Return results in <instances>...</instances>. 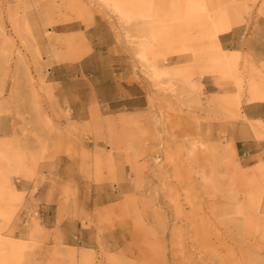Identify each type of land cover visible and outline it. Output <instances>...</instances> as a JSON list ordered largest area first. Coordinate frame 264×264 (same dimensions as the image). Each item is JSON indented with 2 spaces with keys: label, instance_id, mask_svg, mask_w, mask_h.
I'll return each instance as SVG.
<instances>
[{
  "label": "rangeland",
  "instance_id": "rangeland-1",
  "mask_svg": "<svg viewBox=\"0 0 264 264\" xmlns=\"http://www.w3.org/2000/svg\"><path fill=\"white\" fill-rule=\"evenodd\" d=\"M97 1L82 0L81 10L69 0H0V143L23 154L30 173L23 178L7 168L13 190L0 188V264H79L83 252L93 264H188L201 257L205 264H264V184L211 129L238 117L239 102H264V61L229 53L218 40L238 25L264 36V0H144L147 12H156L147 22H126ZM210 25L223 31L212 38ZM149 65H156L158 78ZM115 76L143 89L142 108L112 111L93 98L94 85ZM209 79L213 95L201 85ZM250 125L256 137L264 133L259 122ZM160 134L170 153L162 168L148 155ZM116 136L119 144L111 142ZM195 136L201 146L190 164ZM108 159L118 164L115 176ZM135 166L147 169L141 178ZM29 182L32 193L38 185L57 192V225L76 221L75 238L40 227L19 191ZM170 197L184 206L176 220ZM189 214L197 217L187 223ZM199 215L210 234L198 248L189 226Z\"/></svg>",
  "mask_w": 264,
  "mask_h": 264
},
{
  "label": "crops",
  "instance_id": "crops-1",
  "mask_svg": "<svg viewBox=\"0 0 264 264\" xmlns=\"http://www.w3.org/2000/svg\"><path fill=\"white\" fill-rule=\"evenodd\" d=\"M218 40L221 48L229 53L237 51L243 54L247 52L252 61L257 63L264 61V36H261L259 31H250L247 25L234 27L231 31L220 35ZM179 63L182 62L174 64ZM117 76L120 77L121 73ZM117 76L102 85L95 84L92 91L93 98L112 111L122 108H142L145 104L143 89L135 83L128 84L125 81H118ZM201 85L207 95L216 93V86L210 79L207 82H202ZM221 95H223L222 92ZM250 122H259L261 130L264 132V102H239L238 117H227L224 122L212 124L211 129L213 133L219 131L220 135H224V138L231 142L235 156L243 168L253 173L258 178V183L264 184V140H262L264 137H256ZM61 179L60 164L57 162L53 172V182L58 185ZM26 185L28 186L25 189L19 191L25 194L28 211L30 214H34L40 227L47 231H60L64 240L75 238L71 233L74 227H77L76 221L64 219L59 226L57 225L58 208L57 202H55L58 196L57 192H49L50 188L38 185L32 193L31 182ZM262 203H264V197H262Z\"/></svg>",
  "mask_w": 264,
  "mask_h": 264
},
{
  "label": "bare ground",
  "instance_id": "bare-ground-1",
  "mask_svg": "<svg viewBox=\"0 0 264 264\" xmlns=\"http://www.w3.org/2000/svg\"><path fill=\"white\" fill-rule=\"evenodd\" d=\"M252 3H254L255 2V0H250ZM97 2H100L101 4H103L104 6H106L107 8H111L112 10H113V12H115L116 14H117V16L120 18V19H123V20H125L126 22H130V21H134V22H136V21H148L147 20V18H154L155 17V15H156V12L155 11H149V12H151V13H149V12H147L149 9H146L145 8V4H144V0H98ZM68 4H70V6H77L78 7V9L79 8H81V10L83 9V5H82V0H69V3ZM49 9V8H48ZM89 11V10H88ZM110 11V10H109ZM148 13V14H147ZM24 14H25V12H24ZM28 14V13H27ZM115 15V14H114ZM16 19L18 18V17H15ZM27 18V17H26ZM24 19V21H25V18H23ZM27 22V21H26ZM47 22V21H46ZM24 24H25V22H24ZM18 27V26H17ZM16 28V27H15ZM208 29H207V33L210 35V36H212V38H214L216 35H217V33H219V32H221V31H223V29H218L215 25H210V28H209V26L207 27ZM218 53H220V54H222V55H225V52L223 51V50H221V49H219L218 50ZM141 59H143L142 57H141ZM149 67H150V69H151V74L155 77V78H158L159 76H160V73L158 72V70H156V65H149ZM204 74L206 73V74H211V75H213L214 74V72L212 71V70H205L204 72H203ZM213 97V96H212ZM212 99H214V103H217V104H219V102H220V98L217 96H215L214 98H212ZM96 110V109H95ZM93 111V110H92ZM94 112V111H93ZM96 112V111H95ZM92 114V113H91ZM160 133V132H159ZM156 134V133H155ZM157 135V134H156ZM153 136V135H152ZM159 136V135H158ZM157 136V137H158ZM206 136V135H205ZM154 137V136H153ZM160 137H162L161 136V134H160V136L158 137V140L160 139ZM196 137V136H195ZM260 137H264V133H262L260 136H258V138H260ZM164 138V137H163ZM200 137H196L195 139L197 140H195L194 139V141L193 142H191V145H190V147H189V149H188V162L190 163V161H192V162H194V163H196V153H197V147H199V146H201V144H199L198 142V139H199ZM153 139V138H152ZM151 139V140H152ZM157 139V138H156ZM156 139H153L154 141V144H156L157 142H158V140H157V142L155 141ZM123 139H122V137L121 136H116V137H114L113 138V140L111 141L112 143L113 142H115V144H119L121 141H122ZM262 140H264V139H262ZM201 141H202V139H201ZM156 142V143H155ZM149 144H151V143H149ZM158 145V147H157V149L155 150L154 148L156 147L155 145H154V147H152L153 149H154V151H152V149H150L151 148V146H150V152L148 153V155H149V159H150V163L151 164H153L154 166H158L159 165V163L162 161V159L163 160H168V159H170V157H169V155H170V153H168V151L166 150V152H165V144H163V141H162V139H160L159 140V142L157 143ZM165 145V146H164ZM198 145V146H197ZM229 145H230V148H231V150H232V148H233V145L231 144V142L229 143ZM146 146H148L147 144H146ZM168 147V146H167ZM148 148L146 149L147 151H148ZM169 148V147H168ZM167 148V149H168ZM183 148V147H182ZM138 149H142V148H138ZM144 149V148H143ZM176 149V148H175ZM221 149H222V147H221ZM179 151V150H178ZM234 151V150H233ZM233 151H232V154H234L233 153ZM138 152V151H137ZM137 152H136V155H137ZM144 152V151H143ZM139 153V152H138ZM165 153V154H164ZM210 154H212V155H215V153H216V149H211V152H209ZM141 154V153H140ZM139 154V155H140ZM223 154V153H222ZM134 155V157H132V159L133 158H138V160H139V157L140 156H135V154H133ZM132 155V156H133ZM184 155V154H183ZM143 156V155H142ZM144 156H146V155H144ZM143 156V157H144ZM216 156V155H215ZM225 156V155H224ZM182 157H184V156H182ZM142 158V157H141ZM145 158V157H144ZM165 158V159H164ZM114 159V158H113ZM116 159V158H115ZM127 159V158H126ZM146 159V158H145ZM134 160V159H133ZM132 160V161H133ZM142 160H144V159H142ZM147 160V159H146ZM31 161H34V157H31ZM113 161L114 160H112V159H108V161H107V167H108V169L111 171V174H113L114 175V173H113V169H116V167H118V166H115V168H113L112 166H113V164H115V163H113ZM141 161V160H140ZM24 162H25V156L23 155V154H21L20 152H17V151H9V150H7V147H6V144L5 143H0V188L1 187H3L5 190H8V191H12L13 190V188H12V185H11V183H10V178L8 177V169L7 168H11V173H13V174H15V175H18V176H20V177H23V178H28V177H30V173H29V171L28 170H26L24 167H25V165H24ZM136 162V161H135ZM120 163H121V161H120ZM133 163V162H132ZM140 163V162H139ZM139 163H138V165H139ZM149 163V164H150ZM133 164H135V163H133ZM141 164V163H140ZM162 164L163 163H161L160 165L162 166ZM179 164H180V162H179ZM185 164V166H186V163H184ZM191 164V163H190ZM115 165H118V164H115ZM147 165V164H146ZM160 165L158 166V167H160ZM140 166V165H139ZM139 166H135L134 167V170H135V173L138 175V177H140L139 175L141 174V171H142V169L144 168H142V167H139ZM147 166H149V165H147ZM173 166H175L174 164H173ZM188 166V165H187ZM111 167H112V169H111ZM146 167V166H145ZM152 167V166H151ZM151 167H150V169H151ZM164 167V166H163ZM178 167H181L180 165H178ZM147 168V167H146ZM160 168H162V167H160ZM145 169V168H144ZM118 170V169H117ZM145 170H147V169H145ZM157 170V169H156ZM159 170V169H158ZM162 170H164V169H162ZM177 170V169H176ZM181 170V169H180ZM183 170V169H182ZM116 171V170H115ZM149 171V170H148ZM151 171H152V169H151ZM186 171V170H185ZM187 171H188V169H187ZM186 171V172H187ZM120 172H121V170H120ZM119 171H118V173H120ZM158 173H160L161 172V170H160V172L159 171H157ZM116 173H117V171H116ZM115 173V174H116ZM117 173V174H118ZM122 173V172H121ZM120 173V174H121ZM153 173V172H152ZM156 173V172H155ZM155 173H153V175L155 174ZM162 173V172H161ZM183 173V172H182ZM190 173H191V170H190ZM116 174V175H117ZM148 174V173H147ZM186 174V173H185ZM119 175V174H118ZM123 175V174H122ZM145 175V174H144ZM144 175H142V176H144ZM152 175V176H153ZM188 175H189V173H188ZM192 175V174H191ZM115 176V175H114ZM121 176V175H120ZM155 176V175H154ZM158 176H160V174L158 175ZM122 177V176H121ZM161 177V176H160ZM183 177V176H182ZM137 178V177H136ZM141 178V177H140ZM162 178V177H161ZM179 178V177H178ZM181 178V177H180ZM121 179V178H120ZM165 179V178H164ZM164 179H163V181H164ZM154 180V179H153ZM156 180V179H155ZM157 180H158V178H157ZM142 182H144V180H141ZM140 181V182H141ZM162 181V180H161ZM163 181H162V183H163ZM175 181V180H174ZM177 181V180H176ZM181 181V180H180ZM139 182V178H138V181H137V183ZM141 182V183H142ZM155 182V181H154ZM178 182V181H177ZM185 182V181H184ZM201 182H202V184L204 185V186H206L207 185V183L206 182H208V180L207 179H204L203 178V180L201 179ZM200 182V183H201ZM240 182V181H239ZM160 183V182H159ZM156 184V183H155ZM184 184V183H183ZM202 184H201V187H202ZM67 185H68V183H67ZM146 185V184H145ZM151 185V184H150ZM163 185H165V183H163ZM179 185V184H178ZM141 186H143V185H141ZM158 186V185H157ZM180 186V185H179ZM188 187H191V186H189V185H187ZM208 186V185H207ZM164 187V186H163ZM167 186H165V188H166ZM181 187H183V185L181 186ZM154 188V187H153ZM193 188H195L194 186H193ZM159 189H160V187H159ZM164 189V188H163ZM171 189V188H170ZM179 189V188H178ZM204 189H205V187H204ZM147 190V189H146ZM153 190V189H152ZM155 191H156V189H155ZM164 191V190H163ZM166 191V190H165ZM164 191V192H165ZM169 191V190H168ZM167 191V192H168ZM185 191H187L188 192V190H185ZM185 191H183V192H185ZM132 192V191H131ZM157 192V191H156ZM174 192V191H173ZM187 192H185V193H187ZM145 193V192H144ZM155 193V192H154ZM159 193V192H158ZM177 194L179 193V192H176ZM184 193V194H185ZM160 194H162L161 192H160ZM164 194H166V193H164ZM169 194V193H168ZM168 194H166V195H168ZM157 195V194H156ZM159 195V194H158ZM171 195H172V193H171ZM180 195V194H179ZM188 195H189V193H188ZM190 195H191V193H190ZM155 196V195H154ZM150 197V196H149ZM148 197V198H149ZM156 197V196H155ZM159 197H160V195L157 197L158 199H159ZM166 197V196H165ZM167 198H168V196H167ZM178 197H170V199H169V203L173 206V208H174V215H172V216H174V218H175V220H176V218H177V215L181 212V210H184L183 209V207L181 208V205H179V202H178V199H177ZM181 197H179V199H180ZM191 198V197H190ZM154 199V198H153ZM164 199V198H163ZM189 198H186V200H187V203L186 204H188L187 206H191V211H192V208L194 207V203H193V201L191 200L190 201V199L188 200ZM145 201V200H144ZM156 201V200H155ZM160 201V200H159ZM184 201V200H183ZM133 202V201H132ZM137 202V201H136ZM158 202V201H157ZM166 202V201H165ZM135 203V202H134ZM147 203V202H146ZM153 203V202H152ZM185 203V202H184ZM183 203V204H184ZM148 204V203H147ZM150 204V203H149ZM161 204V203H160ZM185 204V205H186ZM250 204V203H249ZM134 205V204H133ZM155 205V204H154ZM251 205H253V204H251ZM131 207V206H130ZM154 207V206H153ZM152 207V208H153ZM157 207V206H156ZM170 206L168 205V208H169ZM201 207V206H200ZM135 208H136V206H135ZM142 208H143V206H142ZM148 208H151V207H149L148 206ZM158 209H159V207H157ZM171 208V207H170ZM187 208H189V207H187ZM155 209V208H154ZM195 209V208H194ZM193 209V210H194ZM160 210H162L161 209V207H160ZM168 210V209H167ZM170 210V209H169ZM130 211H131V208H130ZM165 211H166V209H165ZM172 211H173V209H172ZM171 212V211H170ZM169 212V213H170ZM185 212V211H184ZM182 213V216L183 217H185L186 219H188L187 217V214L185 215V213ZM151 213H153V212H151ZM208 213V212H207ZM214 213V212H213ZM160 214L161 213H159V212H157L156 213V215L158 216L157 218H156V220L157 219H159V216H160ZM166 214H167V212H166ZM181 214V213H180ZM191 214H196V213H191ZM203 214V213H202ZM212 214V213H211ZM134 215V214H133ZM142 215V214H141ZM190 215V214H189ZM197 215V214H196ZM192 216V215H190L189 217L191 218H189V220H187V223H188V221H190V222H193V220H195V218L193 219L192 217H197V216ZM162 216L165 218V216L162 214L161 216H160V218L162 219ZM192 216V217H191ZM198 217H200V215L198 216ZM202 217V216H201ZM200 217V220L198 221V220H196V221H198L199 223L197 224V225H194L193 223H192V225L191 226H189V227H191L192 229V234H193V240L194 241H196L194 244L196 245V247H203V246H205L206 244H207V242H208V237H206V236H208L207 234H210V233H208L207 231V228H206V230L204 229V232H203V229H202V226L205 228V226L203 225V224H205L203 221H205L203 218H201ZM204 217V216H203ZM172 218V217H171ZM197 219V218H196ZM163 220V219H162ZM162 220H158V221H162ZM165 220V219H164ZM181 220L182 219H180V222H181ZM184 220V219H183ZM182 220V221H183ZM186 221V220H185ZM179 222V221H178ZM162 223V222H161ZM159 224V222H158V227L161 225V227H163L162 226V224ZM166 223V222H165ZM164 223V224H165ZM195 223H197V222H195ZM184 224H185V222H184ZM190 225V224H189ZM186 226H188V224L186 225ZM206 227H208V226H206ZM210 230H211V228H210ZM190 232V233H191ZM203 232V233H202ZM207 232V233H206ZM191 234V235H192ZM183 235V234H182ZM190 235V234H189ZM213 235V234H212ZM180 236V235H179ZM214 236V235H213ZM217 236V235H216ZM175 237V236H174ZM181 237V236H180ZM207 238V239H206ZM211 238V237H210ZM218 238V237H217ZM191 239V238H190ZM175 240V239H174ZM178 240V239H177ZM177 240H176V243H178L177 242ZM181 240V239H180ZM188 240V239H187ZM211 240V239H210ZM190 242V241H189ZM181 243V242H180ZM209 243H210V241H209ZM214 244V243H213ZM216 245V244H215ZM208 246V245H207ZM207 246L205 247V248H207ZM177 247V246H176ZM195 247V248H196ZM178 249V248H177ZM205 250V249H204ZM203 251V250H202ZM206 251H208V250H206ZM235 251V250H234ZM237 251V250H236ZM180 253V252H179ZM202 253V252H201ZM204 253V252H203ZM211 253V252H210ZM163 254V253H162ZM205 254H207L206 252H205ZM174 255V254H173ZM203 255V254H202ZM205 256V255H204ZM207 256V255H206ZM222 256V255H221ZM121 257V256H120ZM175 257H177V256H175ZM180 257V256H179ZM188 257H186V259H187ZM202 258V257H201ZM201 258H199V261L196 263V261L195 262H193L192 261V259H191V263H189L188 262V264H205V262L203 263L200 259ZM205 258V257H204ZM174 259V258H173ZM176 259V258H175ZM163 260V259H162ZM166 260V259H165ZM172 260V259H171ZM178 260V259H177ZM188 260H190L189 258H188ZM121 261V260H120ZM187 261V260H186ZM215 261H216V259H215ZM150 263V262H149ZM187 262H185V264H186ZM214 263V262H213ZM218 263V262H217ZM79 264H93V261H92V257H90L86 252H83V253H81L80 255H79ZM109 264H118L117 263V260H110V263ZM120 264V263H119ZM152 264V263H151Z\"/></svg>",
  "mask_w": 264,
  "mask_h": 264
}]
</instances>
